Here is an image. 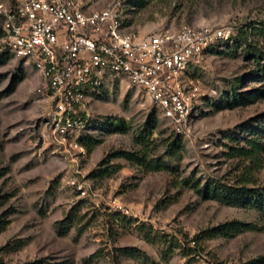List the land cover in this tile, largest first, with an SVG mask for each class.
Segmentation results:
<instances>
[{"label": "rangeland", "instance_id": "rangeland-1", "mask_svg": "<svg viewBox=\"0 0 264 264\" xmlns=\"http://www.w3.org/2000/svg\"><path fill=\"white\" fill-rule=\"evenodd\" d=\"M113 1L89 4L100 9ZM122 1L126 20L142 34L226 26L234 36L247 30L249 44L232 39L190 65L186 77L197 95L181 131L142 89L125 79L109 82L84 106L89 127L79 137L99 140L87 153L54 132L39 73L14 58L0 36V264H246L264 256V218L256 210L196 191L209 182L234 184L241 171L226 155L236 144L229 137L244 144L264 125V98L218 107L232 93L263 84L256 72L264 65V40L251 31L264 27V0ZM114 118L126 120V131H107ZM178 139L179 157L168 155ZM119 149H143L168 169L146 171L114 158L103 167L120 168L102 175L99 163ZM255 178L250 186L264 188V164ZM232 220L257 228L202 235Z\"/></svg>", "mask_w": 264, "mask_h": 264}, {"label": "built area", "instance_id": "built-area-1", "mask_svg": "<svg viewBox=\"0 0 264 264\" xmlns=\"http://www.w3.org/2000/svg\"><path fill=\"white\" fill-rule=\"evenodd\" d=\"M123 7L122 0L100 9L89 0H0L7 51L39 73L54 132L80 150L79 135L89 127L85 103L119 79L142 89L181 131L197 95L187 70L235 35L233 27L205 25L142 34L130 26Z\"/></svg>", "mask_w": 264, "mask_h": 264}, {"label": "trees", "instance_id": "trees-1", "mask_svg": "<svg viewBox=\"0 0 264 264\" xmlns=\"http://www.w3.org/2000/svg\"><path fill=\"white\" fill-rule=\"evenodd\" d=\"M142 2V0H139V4H142ZM251 33L262 37L264 40V27H254L252 28ZM0 36H2L1 30ZM240 37H242L245 42H248L247 30H241L237 36L233 37V39H239ZM261 59L264 61V54H261ZM256 73H260L258 74V78L263 83L259 88L254 89L251 92H234L231 96H228L226 100H223L218 107H237L240 105H247L258 99L264 98V65L260 72ZM15 83L16 81L11 84L10 90L15 87ZM127 126V122L123 118L109 119L106 123V129L109 132H124L126 131ZM252 131V136L247 138L244 144H240V142L233 136L229 137L231 141H236V144L228 146L229 150L226 155H228V157L238 159V165L241 171L236 182L234 184L209 182L203 188L196 186V191L206 198H213L221 203L252 208L264 218V188L258 189L257 187L250 186L256 184L255 174L264 164V125L253 128ZM78 142L84 147L87 153H90L99 140L83 138L81 136L78 138ZM178 143L179 139L172 142L168 150V155L179 157L177 148ZM114 158H122L130 163L140 165L146 171L168 169V166L160 159H148V155L143 149L140 151H127L119 149L109 154L99 163V166L101 167L99 169L102 171V175L111 174L120 168L119 164L113 165L111 170H108L107 166L103 167L105 163ZM3 228L4 225L0 224V231ZM256 228L257 226L253 223L232 220L221 225L208 228L202 232V235L204 237H216L219 235L232 237L243 231H250ZM246 264H264V256L258 257Z\"/></svg>", "mask_w": 264, "mask_h": 264}]
</instances>
